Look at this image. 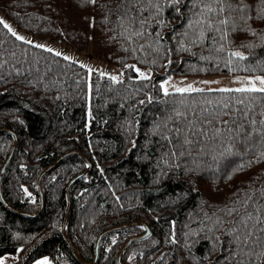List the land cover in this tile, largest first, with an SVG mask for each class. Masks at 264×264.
Wrapping results in <instances>:
<instances>
[{
    "label": "trees",
    "instance_id": "16d2710c",
    "mask_svg": "<svg viewBox=\"0 0 264 264\" xmlns=\"http://www.w3.org/2000/svg\"><path fill=\"white\" fill-rule=\"evenodd\" d=\"M207 2L0 0L17 27L128 65L113 80L0 24V127L17 135L1 194L36 212L39 173L81 151L91 167L70 186L65 230L87 262L100 231L142 220L150 233L124 250L127 264H264V92L160 89L168 74L264 76V0ZM12 141L0 132V166ZM85 168L71 153L46 172L34 216L0 200V258L15 255L6 264H80L61 226L66 185ZM143 231L103 235L94 264H118Z\"/></svg>",
    "mask_w": 264,
    "mask_h": 264
},
{
    "label": "rangeland",
    "instance_id": "374dc122",
    "mask_svg": "<svg viewBox=\"0 0 264 264\" xmlns=\"http://www.w3.org/2000/svg\"><path fill=\"white\" fill-rule=\"evenodd\" d=\"M0 18H2L12 29L17 36H23L24 40L30 41L37 45H43L44 48L51 49L56 53L77 61L87 67L89 70H95L109 77H116V79L122 78L124 74V68L128 67L118 65L110 62L109 60L91 54L85 49H78L65 41L59 39L51 38L42 34L34 33L23 28L17 27L11 20L7 19L2 11L0 10ZM202 18H198L196 22H201ZM134 70L142 76H150L151 72L147 67H141L134 65ZM256 77H264L261 75H244V74H230V73H220V74H210V75H195V76H183V75H174L168 74L162 78L159 82L160 89L161 84L164 81H168V84L165 85L169 90H173L174 87L186 88L189 85L194 89H238V88H249L252 84H255L256 87H261L260 81ZM163 91V90H162ZM136 248H133L135 251ZM15 258L13 254H4L0 260L3 261V264H6L9 261H12ZM47 259V264H56L54 259L49 255H42L35 258L31 264H38V262L44 261Z\"/></svg>",
    "mask_w": 264,
    "mask_h": 264
},
{
    "label": "water",
    "instance_id": "95a60500",
    "mask_svg": "<svg viewBox=\"0 0 264 264\" xmlns=\"http://www.w3.org/2000/svg\"><path fill=\"white\" fill-rule=\"evenodd\" d=\"M3 131H7L9 133L12 134L13 136V141H12V145L10 147V150L7 154V156L5 157V159L3 160L1 166H0V182H1V177H2V173L5 169V166L7 165V163L9 162V160L11 159L12 155H13V152H14V149L16 147V144H17V135L16 133L8 128V127H0V132H3ZM71 153H76L78 154L79 156L82 157V159L86 162V168L84 170H82L81 172L77 173L74 177H72L67 185H66V188H65V193H66V200H67V206H66V211H65V216H64V221H63V224L61 226V230H62V235L63 237L66 239V241L68 242L69 246H70V249L73 253V255L75 256V258L77 259V261L80 263V264H94V262L97 260V256H98V247H99V242L101 240V238L103 237V235H105L106 233H109V232H112V231H115V230H118V229H122V228H125V227H128V226H131V225H135V224H141L144 226V231L140 234H135V235H131L129 236L125 241L124 243L121 245V247L119 248L118 250V254H117V262L118 264H127L125 262H123L121 260V256L124 252V250L127 248V246L133 242L134 240H137V239H140V238H143L145 236H147L149 233H150V228L148 226L147 223H145L144 221L142 220H131V221H128V222H125V223H121V224H118V225H114V226H111V227H108V228H105L103 229L102 231L99 232V234L97 235L96 239H95V245H94V258H93V261L92 262H87L85 261L81 255L78 253V251L75 249L74 245L72 244L66 230H65V226H66V223H67V219H68V215H69V210H70V205H71V201H70V193H69V189H70V186L72 185V183L74 181H76L80 176L84 175L85 173L88 172V170L90 169L91 167V162L89 161V159L79 150L77 149H73V150H68L66 151L65 153L61 154L60 156H58L50 165H48L47 167H45L38 175L37 177V181H36V186H37V192H38V195H39V201H40V205H39V208L36 212L34 213H29V212H25V211H21L13 206H11L10 204H8L2 194H1V185H0V200L2 201V203L7 207L9 208L10 210L18 213V214H22V215H27V216H34L36 215L40 210L41 208L43 207V194H42V191H41V178L43 177V175L48 172L49 170H51L54 166H56L65 156L71 154Z\"/></svg>",
    "mask_w": 264,
    "mask_h": 264
},
{
    "label": "snow or ice",
    "instance_id": "6c2138e0",
    "mask_svg": "<svg viewBox=\"0 0 264 264\" xmlns=\"http://www.w3.org/2000/svg\"><path fill=\"white\" fill-rule=\"evenodd\" d=\"M92 2H95V0H92ZM174 2H176V0H174ZM200 2L203 3L204 0H200ZM222 2H223V0H208V2L205 3V8L208 11H213V9L209 6L210 3H222ZM220 10L223 11V9H220ZM0 24H3V26L5 28H8L9 31H12L11 27L2 18H0ZM12 34L14 36L17 35L15 32H12ZM201 35H202V33H201ZM17 39L23 40L24 37L23 36H17ZM38 47H43V45H38ZM49 51H51V49H49ZM56 54L57 55H60V53H56ZM233 55L236 56V57H240L241 59H243V57L241 56V53H239V52H235V53H233ZM131 67H134V66H131ZM137 71H139V70L137 69ZM141 75L143 76V74H141ZM143 78L148 79L147 76H144ZM112 79L113 80H116V77H112ZM256 79L260 81V84L262 85L261 87H256L255 84H252V86L249 87V88H238V89H235L234 91H238V92H243V91H258V92H264V77H256ZM167 84H168V81L167 80L164 81L163 84H161V88H162L165 96H167V95L170 94L168 87L165 86ZM173 90L175 92H180V93L191 92V91H203L202 89H194L190 85L188 87H186V88L174 87ZM209 91H212V89H209ZM222 91H233V90L232 89H222ZM141 103H143V101ZM177 115H179V113ZM225 123H227V122L225 121ZM186 143H187V141H186ZM0 264H3V261L2 260H0ZM38 264H47V259H45L44 261L38 262Z\"/></svg>",
    "mask_w": 264,
    "mask_h": 264
},
{
    "label": "bare ground",
    "instance_id": "6f19581e",
    "mask_svg": "<svg viewBox=\"0 0 264 264\" xmlns=\"http://www.w3.org/2000/svg\"><path fill=\"white\" fill-rule=\"evenodd\" d=\"M146 237V236H145Z\"/></svg>",
    "mask_w": 264,
    "mask_h": 264
}]
</instances>
